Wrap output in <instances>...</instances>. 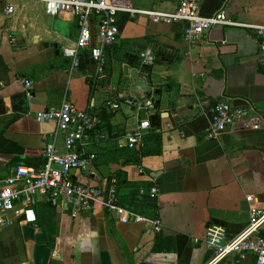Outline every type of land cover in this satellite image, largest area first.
Returning a JSON list of instances; mask_svg holds the SVG:
<instances>
[{
  "label": "crops",
  "instance_id": "1",
  "mask_svg": "<svg viewBox=\"0 0 264 264\" xmlns=\"http://www.w3.org/2000/svg\"><path fill=\"white\" fill-rule=\"evenodd\" d=\"M130 1L139 10L173 12L184 0ZM196 1L202 16L224 11L234 25L215 26L189 44L185 22L156 24L147 16L120 13V35L105 50L103 73L89 50L80 53L77 68L62 54L79 36L77 16L51 17L43 0L0 3V189L19 166L40 170L54 138L57 153L65 154V135L57 134L56 123H40L35 115L67 100L97 120L92 142L80 148L97 155L94 170L73 171L74 180L102 187L105 198L115 187L121 207L163 224L162 232H148L150 226L123 222L99 203L73 219L40 199L35 227L38 241L54 249L52 264H101V252H109L112 264H204L208 249L195 238L212 226L223 227L227 241L245 231L249 195L264 207V38L256 30L264 26V0ZM7 6L14 7L13 14L5 13ZM147 49L158 55L149 77L122 59ZM134 70L148 81L150 92H131ZM25 80L33 84L31 99ZM151 95L159 102L151 115L166 116L159 128L152 125L161 133L162 153L136 163L138 149L126 138L138 117L125 100ZM219 102L249 115L207 139L206 111ZM23 225L18 218L2 230L0 264H32ZM254 258L232 255L220 264H252Z\"/></svg>",
  "mask_w": 264,
  "mask_h": 264
},
{
  "label": "built area",
  "instance_id": "2",
  "mask_svg": "<svg viewBox=\"0 0 264 264\" xmlns=\"http://www.w3.org/2000/svg\"><path fill=\"white\" fill-rule=\"evenodd\" d=\"M4 0H0L2 3ZM46 12L51 17L60 13H68L79 18L80 33L73 46L63 47L62 54L72 62V68L81 64L80 53L89 50L91 57L97 63L98 72L102 73L105 65V50L113 46L120 35L117 16L127 13L132 17L143 15L156 24H178L185 22V40L194 44L203 34L215 26L234 25L224 11L211 17L200 14V6L196 0H184L173 12L155 10H139L130 0H43ZM5 13H14L13 6H7ZM97 17V21L94 18ZM95 27V41L93 43L92 27ZM264 38V26L256 27ZM264 55V43L260 46ZM143 66H153L155 54L153 49H147L140 54ZM25 91L28 99L32 98V82L25 80ZM125 104L133 108L138 117L136 128L127 135V144L132 149L144 146L145 136L152 128L150 119L142 120L141 112L148 118L155 110L153 95L146 99L128 98ZM112 110L120 109L118 104H111ZM206 114L210 116V128L206 133L207 139L216 137L219 133L248 117V110L234 107L228 102H219L211 106ZM35 118L40 123L55 122L57 134L65 135V154L56 151L55 138L46 145L45 165L40 170L19 166L9 176L0 189V242L4 228L11 227L18 218L22 223L36 226L38 215L36 205L40 199H45L50 205L70 212L73 219L92 212L94 204L99 203L109 213L121 217L123 222L138 223L150 226L148 232L160 233L163 224L160 219H148L125 210L118 202L115 187L105 198V191L96 185L77 183L73 178V171L91 174L95 167L97 155L85 153L81 147L92 142L97 126L96 118L88 111L80 110L77 105L64 100L59 107L46 108L38 111ZM172 127V124H168ZM56 134V135H57ZM55 135V136H56ZM103 139L104 135H99ZM152 195L157 189L151 190ZM251 204L249 209L250 224L248 228L234 239H225V229L212 226L206 230L203 238H195L196 244L202 243L205 248L213 251V256L207 264H220L232 255H254L252 264H264V207L255 196L246 197Z\"/></svg>",
  "mask_w": 264,
  "mask_h": 264
},
{
  "label": "water",
  "instance_id": "3",
  "mask_svg": "<svg viewBox=\"0 0 264 264\" xmlns=\"http://www.w3.org/2000/svg\"><path fill=\"white\" fill-rule=\"evenodd\" d=\"M92 38H93V43L95 41V27H92ZM132 78L135 81V85L131 89L132 93H138V92H150L151 87L148 83V81L140 76L137 70H134L132 72ZM1 88V85H0ZM156 92L155 94H157ZM167 118L169 117L168 114ZM166 118V116H159V115H151L149 118L148 116L144 113L141 112V119H150L153 127L159 128L160 127V118ZM22 230V236H23V241L25 244V249H26V255L28 260L32 264H52L53 258H54V249L52 246H50L48 243H41L38 241V234L39 231L35 226H29L24 224L21 227ZM213 256V251L208 250L204 259V264H207L210 259ZM100 261L101 264H112L111 257L109 252H101L100 253Z\"/></svg>",
  "mask_w": 264,
  "mask_h": 264
},
{
  "label": "trees",
  "instance_id": "4",
  "mask_svg": "<svg viewBox=\"0 0 264 264\" xmlns=\"http://www.w3.org/2000/svg\"><path fill=\"white\" fill-rule=\"evenodd\" d=\"M157 57L158 55H155V63L157 61ZM122 59L128 62L129 64H131L132 66L139 67L144 73V75H146L147 77L151 75V70L153 66H150V67L143 66L141 64L140 54L137 56H131L130 54H126ZM105 68H106V62L103 67L102 73L104 72ZM161 91L162 89L160 88L159 94L161 93ZM158 107H159V102L156 101L155 108H158ZM161 141H162V136L159 130L156 128H152V131L150 132V134L145 136L144 146L139 148L138 150H135L134 152V155L136 158L135 162L140 163L141 160L147 156L160 155L162 153Z\"/></svg>",
  "mask_w": 264,
  "mask_h": 264
}]
</instances>
